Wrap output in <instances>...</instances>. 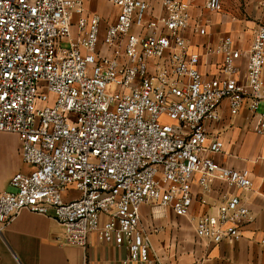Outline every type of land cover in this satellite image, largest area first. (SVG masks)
Returning <instances> with one entry per match:
<instances>
[{"label": "built area", "instance_id": "obj_1", "mask_svg": "<svg viewBox=\"0 0 264 264\" xmlns=\"http://www.w3.org/2000/svg\"><path fill=\"white\" fill-rule=\"evenodd\" d=\"M84 1L0 0V132L18 137L30 168L0 193V233L29 211L56 220L65 245L86 249L97 234L127 248L123 264H158L139 230L142 206L188 216L196 175L202 187L213 177L230 189L253 188L247 171L213 159L223 143L209 126L224 100L233 116L264 103V25L253 29L247 51L232 37L210 48L223 61L209 79L184 36L206 30L181 1L161 0L165 13L155 16L146 0H107L119 9L116 23L101 37V17L83 15L73 37L72 16ZM221 8V0H207L210 12ZM256 125L264 133V113ZM245 219L241 198L224 195L195 232L234 242Z\"/></svg>", "mask_w": 264, "mask_h": 264}, {"label": "crops", "instance_id": "obj_2", "mask_svg": "<svg viewBox=\"0 0 264 264\" xmlns=\"http://www.w3.org/2000/svg\"><path fill=\"white\" fill-rule=\"evenodd\" d=\"M146 1L152 5V14L164 15L161 0ZM179 1L206 30L205 35L186 31L184 36L190 50L201 57V74L209 79L219 75L223 61L221 55L208 53L210 48L216 47L224 37H232L235 48L247 51L253 40V29L258 24L264 25V0H221L222 8L216 14L207 9V0ZM95 14L102 19V37L107 27L116 23L119 9L107 0H85L83 13L72 16V36H78L81 16ZM237 68L238 78L244 81L245 56L238 59ZM262 113L264 103L257 113L245 105L233 116L228 101L224 100L220 119L209 126L210 133L223 143L222 152L213 154V159L229 168L247 171L253 183L251 190L230 189L213 177L202 187L196 175L192 185L194 202L188 216H180L172 209H166L161 216L153 214L150 206H142L139 230L148 239L153 261L158 264H264V133L256 130L257 118ZM5 149L12 167L7 171L0 169V193L12 191L9 183L15 174L30 171L21 161L19 139L12 146H0V151ZM224 195L240 197L250 211L249 220L237 222L240 238L219 243L200 239L195 232L196 220L214 213L224 201ZM61 237L62 227L56 220L23 211L0 233V264H123L128 256L127 248L105 244L97 234L90 236L86 249L65 245Z\"/></svg>", "mask_w": 264, "mask_h": 264}, {"label": "rangeland", "instance_id": "obj_3", "mask_svg": "<svg viewBox=\"0 0 264 264\" xmlns=\"http://www.w3.org/2000/svg\"><path fill=\"white\" fill-rule=\"evenodd\" d=\"M63 48L67 47V44H62ZM18 139L15 135L10 133H2L0 132V146H12ZM8 151L5 149L4 151H0V169L3 171H7L11 169V163L8 160Z\"/></svg>", "mask_w": 264, "mask_h": 264}]
</instances>
